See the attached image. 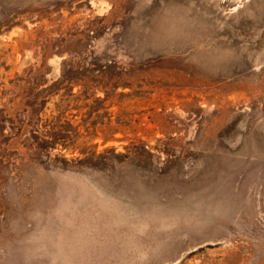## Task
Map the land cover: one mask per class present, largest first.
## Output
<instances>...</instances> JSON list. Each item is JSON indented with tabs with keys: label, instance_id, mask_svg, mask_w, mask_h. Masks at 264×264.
Masks as SVG:
<instances>
[{
	"label": "rangeland",
	"instance_id": "374dc122",
	"mask_svg": "<svg viewBox=\"0 0 264 264\" xmlns=\"http://www.w3.org/2000/svg\"><path fill=\"white\" fill-rule=\"evenodd\" d=\"M0 264H264V0H0Z\"/></svg>",
	"mask_w": 264,
	"mask_h": 264
}]
</instances>
